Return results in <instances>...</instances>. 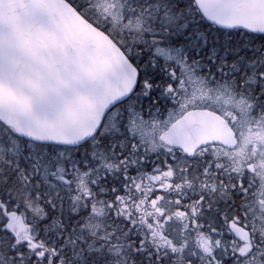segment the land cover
<instances>
[{
  "label": "snow or ice",
  "instance_id": "snow-or-ice-1",
  "mask_svg": "<svg viewBox=\"0 0 264 264\" xmlns=\"http://www.w3.org/2000/svg\"><path fill=\"white\" fill-rule=\"evenodd\" d=\"M0 264H264V0H0Z\"/></svg>",
  "mask_w": 264,
  "mask_h": 264
}]
</instances>
